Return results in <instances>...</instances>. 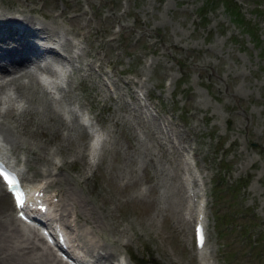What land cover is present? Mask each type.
Here are the masks:
<instances>
[{"label": "rangeland", "instance_id": "1", "mask_svg": "<svg viewBox=\"0 0 264 264\" xmlns=\"http://www.w3.org/2000/svg\"><path fill=\"white\" fill-rule=\"evenodd\" d=\"M31 1V13L39 20L50 24L55 16L57 27L69 37L74 34L68 28L75 26L85 35H77L84 40V51L75 64L82 68L71 77L69 89L82 110L105 117L93 122L108 139L100 162L92 166L83 129L59 131V139L47 142L53 122L29 103L11 120L33 149L62 157L63 175L79 181L74 186L104 226L102 235L122 241L111 259L122 255L128 264H264V0H236L242 16L235 22L222 0ZM10 2L0 0V5ZM90 61L96 64L91 74L101 71L100 62L104 73L81 79ZM106 72H111L110 80ZM12 155L22 158L25 173L37 177L41 173L35 170L50 167L42 161L30 166L24 150ZM189 176L196 177L204 193V261L196 254L193 220L187 226L178 192ZM64 185L57 178L50 188L65 193ZM0 197V217L6 211L15 218L3 188ZM71 222L76 224L67 226L69 235L78 237L81 228L84 249L94 253L91 237L102 236L85 229L82 220L80 226L77 217ZM33 240L43 246L37 237ZM43 247L59 260L50 247Z\"/></svg>", "mask_w": 264, "mask_h": 264}, {"label": "bare ground", "instance_id": "2", "mask_svg": "<svg viewBox=\"0 0 264 264\" xmlns=\"http://www.w3.org/2000/svg\"><path fill=\"white\" fill-rule=\"evenodd\" d=\"M31 2L32 1L29 0L28 3L26 4L24 2H20L19 0H12V2H10L8 5H7V3H3L4 5H2V6L0 5V44L4 45V46H2L4 48L0 47V79L5 78L4 75L8 74L9 75L8 77H11V80H10L9 84L6 86H14L18 95L21 98L25 99L30 105L35 104V107H36L35 111L36 112H39L45 118L51 119V121L53 122L52 124H53L54 129L51 128V129H53V132L50 136L45 138V141L48 142V141L52 140L53 136L56 138L58 136V139H59V134H60L59 131L62 132V130H67L69 132L70 130L77 129V127H79L81 129H83L84 131H82V132L85 133V129L87 127L84 125V122L81 121V119H79V115L77 113L78 109L82 110V105L79 102L76 103L77 98L73 97L75 94L73 95L69 89V86H72V82H74L71 79V77L73 76V72H75L77 70L79 71V69L82 68L80 66L81 64L78 66L77 64H75V62L78 60V57L80 56L81 51L82 50L84 51V48L82 45L84 43L83 42L84 40L83 39H80V40L72 39L67 34L63 33L59 29V27H57V24L55 22V16H53L52 18H49L52 20V22L50 24H46L43 21H40L39 19H37L36 18L37 16H34L31 13L32 8L34 7L33 5L30 4ZM76 6H77V4H76ZM76 6L74 7V9L76 8ZM83 13H84V11H83ZM78 16H79V11L77 12V14L75 16H73L71 18L72 20H74L71 22H73V23L76 22V20L78 19ZM80 17H79V19H80ZM3 28H5V30H2ZM39 29L41 31L38 32ZM69 30H70V32H73L72 33V34H74L73 38H77L76 35H81L82 38L85 37V35H82L79 26H77V27L75 26L74 28H68V31ZM66 33H67V31H66ZM35 35H37L40 39H42L43 36L48 37L51 40H53V42L55 41V39L60 38L62 41L58 44L60 45L62 52L59 49H56L54 47L43 46L42 43H44V41H42V40L40 41L41 43L34 42L33 39L36 38ZM102 36H104V35H102ZM110 41H111V39H110ZM93 42H95V40ZM97 42H99V41H97ZM109 44H111V43H109ZM75 50H76V52H75ZM48 58H51L52 61L58 62L60 64L68 63L67 65L71 66V75H69V79L66 81V84L63 87L58 88L57 92L59 93V96H57V97L50 94V92L40 83L36 74L29 68V65H32L33 63H35L36 65H40V62L37 63V60H40V61H44L43 64H41V67L52 70L51 65L47 61ZM85 64H86V67H85L86 72L84 73L85 70L82 71V73H84V74L80 75L81 79L83 77H84V79L88 78V75H93V77L96 78L97 76H100L101 74L104 73V71H102V67H101L102 63L101 62L98 63L97 67L102 72L97 71L95 74H93V73L91 74V69L94 67V70H95L96 64L91 62V61L86 62ZM44 68H41V69H44ZM110 68H112V67H110ZM46 69H44V70H46ZM4 70H7V73L2 74L1 72H3ZM106 73L109 75V76L106 75L107 80H110L111 75L108 72H106ZM90 79H92V78L90 77L89 80ZM102 79H103V77H102ZM25 81H27V83H25ZM84 87H86V86H84ZM92 89H94V88H92ZM2 90H3V87H0V91H2ZM86 93H87V91H86ZM94 103H95V101H94ZM76 105L78 107H76ZM138 106H140V105H138ZM65 111H67L70 114L71 119L67 120L65 118V115H64ZM14 113H15L14 110H10L6 114L0 116V117H2V119H0V133L4 137L3 140H5L7 142L6 144L10 145L9 146L10 150H8V148L6 147L7 145L4 143L6 146L5 145L3 146L4 151H0V158H2L3 161H7L11 165L12 164L11 161H13L14 160L13 158H15V157L11 156L12 153H15L19 150H24V152L28 153V157L26 160L29 162L30 166H33L35 164L34 161H36V162L42 161V164L43 163L48 164L50 166L49 168L42 167V169H37L34 171V172L37 171V172L41 173L40 179H37L34 176V174L26 172L27 174L24 177V181L26 182V183L24 182L25 186H27L29 188H31V186H34V190L43 186V188H45V190H48V189H46V187L48 186L46 176H52V175H54L55 178L56 177L58 178L59 183L64 182L66 184V186L64 185L65 193H63V190L61 188L58 189V192L55 189L50 190L53 194H51V196H49L47 200L51 202L49 207H51L52 209H50V211L47 215L52 216L54 219L61 218L62 216H67L68 218H72V217L76 218L77 217V222L79 223L80 226H82V223H80V221L81 220L84 221V223L87 224V225H85L86 226L85 229H87L90 232H96L98 235L102 236L101 239H97L96 234L92 235V237H91L93 239L91 241H93L95 243V245L97 246L95 251L92 250V251H94L93 257L98 261H102L104 264H105L104 261H108V263H111V264H120L121 263V259H119L120 257L118 258L119 260H117L116 263H113V260L111 259L113 257H111V256L116 254V252L119 250V244H121L122 241H119L117 238H111V237L108 238V237L102 235L103 230H104V226L98 221V218H97V215L95 214V212L91 211L90 207H89L90 209L87 207L88 203H85L86 201L83 202L82 196L78 193L77 188L74 186V183H78L79 181L76 180L75 178H73V176H70L67 174L63 175V173L61 171V169H63L62 166L57 167L53 163L55 157L51 153L50 154H48L47 152L41 153V151L39 149L38 150L33 149L30 142L28 141L29 142L28 143L27 140L25 138H23V136H21L20 134L17 133V131H19L17 128V125L15 123H13V121L11 120V119H13ZM84 114H87L86 118H87V120H89V125L91 127H95V123L93 122V119L94 120L96 119L95 122H97V123L105 121V117H102V116L97 117V114H96V117H93V115L90 116V113L88 111H85ZM44 117L42 119H44ZM48 123H50V122L48 121ZM101 125L103 126L104 123ZM42 128H44V126ZM48 128H50V127H48ZM95 128H97V127H95ZM168 130H170V129H168ZM42 131H43V129H42ZM37 132H39V131H37ZM25 135H27V134H25ZM66 139H67V137H66ZM38 143H40V142H38ZM58 143H60V142H58ZM42 145H43V143H42ZM44 147H46V146H44ZM47 147H48V145H47ZM57 148H59V150H60L59 144H58ZM130 148H132V147H130ZM41 149H43V148H41ZM133 149L135 150L137 155H141L140 154L141 152L139 149L136 148V145H133ZM9 151H10V153H9ZM36 164H38V163H36ZM44 165H42V166H44ZM182 169H184V168H182ZM182 169H181V171H182ZM178 172H177V174H178ZM41 178H43V179H41ZM178 178H179L178 183H181L180 177H178ZM184 183L185 182H183L184 190L180 189V187L178 186V192H179L180 197L182 199L181 204L184 203L183 204L184 209L186 210L185 214L187 215V217H184V216H182V217H184L185 219H188L186 222L187 226H189L188 225V224H190L189 220H190V218H192L193 229H194V225L198 221H200L205 226L206 225V219L204 217V212H203L204 202L202 200L203 195L201 196V194H202L201 188L197 187L195 177L189 176V179L186 182V186L184 185ZM1 189L2 188L0 185V191H1ZM202 190H203V188H202ZM185 195L189 197L190 205H187V203L185 204V201H186ZM53 198H56V200L54 202H53ZM180 208H183V207H180ZM180 212H181V210H180ZM57 215H58V218L56 217ZM68 218L67 219L64 218L63 219L64 222H62L66 226H68L67 224H71L70 223L71 221L68 222ZM12 219L13 218H11L9 215H7L6 211L2 214V217H0V264H62V262L60 260H57L53 255H51V252H49L48 250L42 249L38 243L36 244L35 241L32 239L34 237H31L28 234H24V232H22V230L19 228L20 226L18 227L17 223L16 224L13 223L14 219L13 220ZM75 224H76V222H74V224H72V225L75 226ZM91 226H92V228H91ZM68 230H70V229H68ZM186 230H188V229H186ZM79 231L80 232L78 233L79 234L78 238H79V242H81V244H82L83 242L81 241L82 240L81 228H79ZM88 234H86V235H88ZM68 241H71V240L69 239ZM85 242H87L89 244L88 241H85ZM78 245H80V244H78ZM75 250H77V251L75 252ZM81 252H82L81 249H79L76 246L74 247V249H73L74 255H76L77 257H81L80 256L82 254ZM196 253H198V255L200 256V259H202V261L205 260L204 259V257H205L204 247H201L200 249H198V251ZM206 264H209V263L206 262Z\"/></svg>", "mask_w": 264, "mask_h": 264}, {"label": "clouds", "instance_id": "3", "mask_svg": "<svg viewBox=\"0 0 264 264\" xmlns=\"http://www.w3.org/2000/svg\"><path fill=\"white\" fill-rule=\"evenodd\" d=\"M53 71L55 73L54 75L46 74L40 77L41 84L50 92H55L58 88L66 84L71 69L70 67L60 65ZM10 80L11 77L0 79V87H3V90L0 91V116L10 110H14L19 115L29 107L28 102L18 95L14 86H6ZM107 139V134L102 129L92 136L88 146V162L90 165L96 166L100 162ZM52 151L55 152L56 150L52 149ZM53 163L57 167L61 166L63 163L62 157L56 155Z\"/></svg>", "mask_w": 264, "mask_h": 264}, {"label": "snow or ice", "instance_id": "4", "mask_svg": "<svg viewBox=\"0 0 264 264\" xmlns=\"http://www.w3.org/2000/svg\"><path fill=\"white\" fill-rule=\"evenodd\" d=\"M0 175L4 177V179L8 182L10 189L13 191L15 198H16V204L17 207L22 208L24 206V199L22 196V193L18 191L19 189V181L16 179L14 174H10L7 171L3 169V167H0ZM40 195V193H38ZM23 216V213H21ZM201 243L203 242V236L200 237Z\"/></svg>", "mask_w": 264, "mask_h": 264}, {"label": "trees", "instance_id": "5", "mask_svg": "<svg viewBox=\"0 0 264 264\" xmlns=\"http://www.w3.org/2000/svg\"><path fill=\"white\" fill-rule=\"evenodd\" d=\"M224 7L230 11V13H234V19H232L235 22V19H237L238 16H242V13L239 11L237 4L233 0H223ZM243 28L247 29V27L243 24H241ZM250 28H248V31H250Z\"/></svg>", "mask_w": 264, "mask_h": 264}]
</instances>
